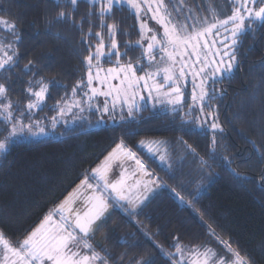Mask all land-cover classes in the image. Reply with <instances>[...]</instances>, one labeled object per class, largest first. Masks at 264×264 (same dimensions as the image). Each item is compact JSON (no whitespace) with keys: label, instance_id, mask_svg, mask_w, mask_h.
Returning a JSON list of instances; mask_svg holds the SVG:
<instances>
[{"label":"trees","instance_id":"1","mask_svg":"<svg viewBox=\"0 0 264 264\" xmlns=\"http://www.w3.org/2000/svg\"><path fill=\"white\" fill-rule=\"evenodd\" d=\"M58 5H64L63 9ZM99 8L98 3L87 0H78L75 8L68 0H0V16L16 18L22 35L19 67L12 70L14 80H19L9 93L14 102L23 106L27 100L24 89L32 72L25 74L22 70L29 60L34 62L32 70L39 76L59 81L69 93L79 79H86L83 59L88 50L84 41L94 50V33L100 31L104 38L108 35L107 27L99 26ZM209 9L231 13L227 0H176L175 15L209 16ZM61 10L71 11L73 20L55 22ZM144 19L151 27L152 20ZM113 23L119 26L118 49L127 52L121 56L122 61L143 60L141 48L124 47L140 39V21L133 12L126 6L114 5L113 12L105 17L106 25ZM109 43L108 37L105 44ZM238 61L231 74L214 85L216 99L212 104L222 132L213 133L207 125L203 129L182 128L179 117L172 112L143 106L132 117H114L99 125L97 112H87L81 122L61 130L60 137L17 140L8 153L0 154V228L10 237H22L80 183L85 170L99 165L123 138L149 171L169 187L158 189L135 218L128 220L125 213L110 208L103 226L92 237L100 251L99 245L107 249L110 264H128L129 258L141 256L151 257L154 264H170L157 245L173 251L174 238L185 246L208 245L222 253L223 245L209 234L204 222L212 224L218 236L230 240L233 247L239 246L256 264H264V182L260 179L264 176V27L242 37ZM4 76L0 71V82ZM50 92L46 101L49 106L65 95L64 88L50 86ZM44 111L52 114L48 108ZM5 132V127L0 128V138ZM213 134L217 139L214 158L208 150ZM181 137L208 158L212 164L210 176L201 180L204 173L198 161L192 156L185 158V149L177 143ZM142 139L166 141L173 167L169 169L139 150L137 144ZM130 166L132 172L135 165ZM119 171L114 168L110 178H117ZM172 187L185 200L194 196L197 211L182 204L169 190ZM198 213L203 214L204 222ZM139 225H144V230Z\"/></svg>","mask_w":264,"mask_h":264},{"label":"snow or ice","instance_id":"2","mask_svg":"<svg viewBox=\"0 0 264 264\" xmlns=\"http://www.w3.org/2000/svg\"><path fill=\"white\" fill-rule=\"evenodd\" d=\"M90 4L100 3L98 12L99 26L107 27L110 43L106 46L102 32L94 33L97 43L94 45L84 41L88 54L84 57L86 79H79L71 87L59 81H46L38 72L33 71L34 62L29 60L24 65L25 74L32 72L27 81L24 93L26 102L21 106L13 101L9 93L14 80L13 69L19 67L21 53L19 43L22 35L16 18L0 16V71L5 73L0 82V125L6 129V135L0 138V154H6L21 136H47L50 129L68 123L71 114L73 121L83 119L80 115L85 111L99 112V125L106 123L105 114L112 115L117 107L121 112L127 108L128 117H132L140 107L138 99L154 101L178 116L181 127L192 126L203 129L207 125L213 133L223 131L212 101L216 99L214 85L229 76L238 65V49L242 37L257 28L264 27V0H227L231 5V13L209 9V16L192 15L190 18H177L176 0H88ZM73 7L78 0H68ZM114 5L124 6L133 12L139 24L140 39L133 44H125L126 49L141 48L142 57H147V64L137 59L121 61L116 34L119 26L115 23L105 24L107 14L113 12ZM63 9L64 5H58ZM151 13L150 16L148 14ZM154 20L159 29L148 26V20ZM71 11H59L55 22L72 21ZM74 22V21H73ZM151 33V35H147ZM91 25L89 38L91 39ZM144 41L147 42L146 48ZM107 47V51L105 48ZM157 54L159 59H157ZM115 65L104 69L102 61H112ZM195 57V60H192ZM191 62V63H190ZM199 65V67H196ZM264 68V65H261ZM95 70V71H94ZM138 73H141L138 75ZM191 75V102L185 99L183 87L186 78ZM162 77V79H157ZM104 86L95 87L93 82ZM112 81H119L113 84ZM151 81V83H149ZM50 86L64 88L65 95L49 106L46 101L51 97ZM147 92L145 97L142 92ZM155 93V95H153ZM99 97H104L99 101ZM170 106V108H169ZM55 113L51 117H37V111ZM186 109V110H185ZM121 120L124 116L121 115ZM47 121V123H45ZM91 123V121H89ZM166 141H138L137 147L145 149L148 154L157 157L162 164L171 169L170 154L165 147ZM185 149L184 156H192L198 161L204 173L201 180L210 176L212 164L208 158L200 155L197 149L182 137L177 141ZM255 145V142L253 141ZM209 153L217 150V139L212 135ZM226 161L227 157L224 158ZM134 162L135 169L129 173L125 167L127 162ZM114 168H119V177L110 178ZM137 173L147 179H136L129 184L128 180ZM80 183L65 198L45 213L42 219L30 230H25L22 237H10L0 228V264H110L107 249L97 251L91 240L103 226L105 214L111 207H119L127 216L135 218L151 196L162 188L169 186L161 181L154 172L149 171L145 162L137 152L129 147L123 138L104 156L99 165L82 174ZM174 178V177H173ZM264 182V176L260 177ZM182 204L195 209V197L185 200L176 188L169 189ZM204 222L202 213H198ZM139 224V222L137 221ZM211 236H215L223 245V252L208 245H183L174 238L173 251H166L157 245L170 264H256L247 253H242L239 246L233 247L230 240L218 236L212 224L204 222ZM144 230V225H139ZM146 236L151 235L145 231ZM123 261V257L120 258ZM128 264H154L151 257L129 258Z\"/></svg>","mask_w":264,"mask_h":264},{"label":"rangeland","instance_id":"3","mask_svg":"<svg viewBox=\"0 0 264 264\" xmlns=\"http://www.w3.org/2000/svg\"><path fill=\"white\" fill-rule=\"evenodd\" d=\"M87 1H88V0H87ZM98 4L101 6L100 3H98ZM124 6H126V7L128 8L127 5H124ZM148 15H151V13H149ZM142 19H144V17H142ZM151 27H152V28L159 29V30L162 32V29L160 28V25L156 24V22H155L154 20H152V25H151ZM147 35H151V33H147ZM107 38H108V35L106 36L105 39H107ZM147 42H148V41H144V42H143L145 48H146V46H147ZM107 45H108V44H107ZM107 45H106V46H107ZM105 51H107V47L105 48ZM157 59H159V55H158V54H157ZM115 60H116V57L113 56L111 62H108V61H102V62H101V65H102V67H103L104 69H107L108 67H113V66L115 65ZM192 60H195V57H192ZM121 61H122V59H121ZM122 62H123V61H122ZM124 62H125V61H124ZM141 62L144 63V64L146 65V64H147V57H143V60H141ZM190 63H191V62H190ZM104 64H105V65H104ZM196 67H199V65H196ZM94 71H95V70H94ZM140 74H141V73H138V75H140ZM157 79H162V77H158ZM186 81H187V82H186V86H184L183 89L185 88V90H184V93H185V99L190 103V102H191V91H192V78H191V75H188V76H187ZM112 83H113V84H118L119 81H112ZM149 83H151V81H150ZM187 84H188V85H187ZM93 86H95V87H101V88L104 87V86L99 85L98 82H96V81L93 82ZM142 94H143L145 97H147V92H146V91L142 92ZM153 95H155V93H153ZM103 99H104V97H99V98H98L99 101H103ZM137 99H138V103H139L140 107L136 110V113H139L140 110H141V108H142L143 106L150 107V109L153 108V107H152V104L154 103V101H151V100H148V99H145V100H143V101H140L139 98H137ZM155 108L163 109L162 111H168L167 109H165V107H164L163 105H159V104H157ZM169 108H170V106H169ZM153 109H154V108H153ZM185 110H186V109H185ZM36 111H37V115L40 114L39 117H37V118L44 117V116L51 117V116L53 115V112H52V114H51V113L48 112V111H43V113L39 112V110H36ZM87 112H88V111H85L84 113H81V114H80V115L83 117V119H84V116L87 115V114H86ZM96 114H97V116L99 117L98 119H100L101 114H100L99 112H97ZM54 115H55V113H54ZM121 115H123L124 118H128V115H127V108H126V107H125V109H124L123 112H121L120 108L117 107L115 113H113L111 116L108 115V114H105L104 117H103V119H104V121L108 122V121H110V120L112 121V120L114 119V117H115V118H118V117L120 118ZM67 119H68V123H67V124L61 123V124L57 125V127H56L54 130H53V129H50V130H49V134H48L47 136H21V137L17 138V140L42 139V138H57V137H60V135H61V134H60V133H61V130H64V129L70 128V127H72L73 125H76L77 123H79V122H81V121L83 120V119H79V120H75V121H73V120L71 119V114H69V116H68ZM45 123H47V121H45ZM101 124H103V123H101ZM3 127H4V126L0 125V128H3ZM4 135H6V132H5ZM150 141H153V140H150ZM154 141H158V140L156 139V140H154ZM138 149L141 150L142 152H144V153H145L147 156H149L150 158L154 159L156 162L160 163V161H159V159H158L157 157H153V156H151L150 154L147 153V151H146L145 149H140V148H138ZM130 165H134V162H131V161H130V162H127V164L125 165V167L128 168L129 173H131V169H130L131 166H130ZM133 167H135V166H133ZM131 179H133V180H130V181H129V184L134 183V182H135L134 180H136V179H140V177H139V175H138V173H137V175L133 176ZM112 208H113L114 210H115V209H119L120 211H122L119 207H112ZM122 212H123V211H122ZM123 213H124V212H123ZM125 215H126V214H125ZM122 216H123V215H122ZM126 216H127V215H126ZM123 217H124V216H123ZM127 219L129 220L130 217L127 216ZM105 226H106V225H105ZM105 226H104V228H105ZM91 242H92V240H91ZM93 242H96V241H93ZM93 242H92V243H93ZM96 250H97V251H100V248L96 247Z\"/></svg>","mask_w":264,"mask_h":264},{"label":"water","instance_id":"4","mask_svg":"<svg viewBox=\"0 0 264 264\" xmlns=\"http://www.w3.org/2000/svg\"><path fill=\"white\" fill-rule=\"evenodd\" d=\"M119 173H120V171H119ZM118 177H119V175H118ZM118 177H117V178H118ZM132 177H133V176H131V178H132ZM131 178L128 180V183H129L130 180H133V179H131ZM134 181H135V180H134ZM110 212H111V210H110V208H109V211L105 214V216H106L107 214H109Z\"/></svg>","mask_w":264,"mask_h":264}]
</instances>
